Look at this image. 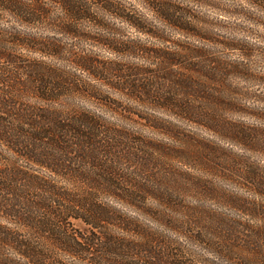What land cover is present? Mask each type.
Listing matches in <instances>:
<instances>
[{
    "label": "trees",
    "instance_id": "obj_1",
    "mask_svg": "<svg viewBox=\"0 0 264 264\" xmlns=\"http://www.w3.org/2000/svg\"><path fill=\"white\" fill-rule=\"evenodd\" d=\"M47 1L0 0V11L22 25L46 24L68 35L80 33L78 20L92 18L89 0H52L61 6L62 17L53 14ZM146 1L172 25L186 28L180 16L184 12L160 0ZM126 17L141 31L153 33L141 28L136 18ZM11 35L9 46L0 42V145L15 159L7 160L8 166L0 164V217L6 221L0 222V247L12 248L19 259H6L5 264H67L59 261L63 254L72 258L68 264H264V172L260 168L251 167L240 175L244 185L261 198H232L229 204L240 212L238 216L184 204L169 197L168 189L162 187L167 193L159 197L164 209L147 208L146 196H156L159 189L150 178V160L141 157L142 150L132 141V133L113 124L107 113L74 101L75 94L94 100L123 120H133L137 115L155 128L164 129L161 124L137 114L128 104L111 100L65 69L23 59L13 48L21 45L59 58L67 52L62 42H43L35 34L20 30ZM93 39L114 50L159 57L165 63L176 61L178 55L138 45L122 48L109 38ZM245 49L243 56L248 58L250 53ZM201 52L190 48L191 54ZM69 57L71 63L93 76L102 78L103 72L117 75L122 83L108 84L129 98L196 122L249 150L264 148L259 128L229 121L222 113L225 107L235 105L226 77L234 70L247 71L243 62L208 59L204 72L219 85H202L198 91L202 100L196 103L190 95L179 100L174 93L161 92L154 77L141 78L152 73L149 70L105 64L89 56ZM164 65L157 76L165 80ZM102 79L108 82L109 76ZM177 79L187 91L197 89L193 77ZM26 96H34L38 102L29 104L24 101ZM165 129L184 143L187 157L200 155L196 152L200 146L218 150V143L213 141L201 142L173 126ZM20 160L29 166L21 165ZM103 196L147 211L157 226L103 203ZM74 221H81L86 231L78 230Z\"/></svg>",
    "mask_w": 264,
    "mask_h": 264
},
{
    "label": "rangeland",
    "instance_id": "obj_2",
    "mask_svg": "<svg viewBox=\"0 0 264 264\" xmlns=\"http://www.w3.org/2000/svg\"><path fill=\"white\" fill-rule=\"evenodd\" d=\"M160 2L169 5L168 7H174L179 12H184L180 16L187 24L185 29L178 28L165 20L146 0H89L92 18L78 20L77 30L80 33L76 35L56 32V28L46 24L25 26L9 13L0 11V42L9 46L11 34L15 30L35 34L43 42H62L67 47V52L59 58L44 55L21 45H14L13 48L23 59L46 63L55 70L65 69L76 79L78 78L88 86H94L111 100L128 104L137 114L148 116L161 124L160 126L164 129L155 128L149 121L140 119L137 115L133 117V120H123L118 114L105 111L94 100L75 94L74 101L107 113V117L113 124L132 133V141L136 142V146L142 150L141 157L150 160L148 167L150 178L154 181L153 186H159L160 190L156 189V196H146L147 208L164 209L159 197L167 196V193L161 191L162 187L164 190L168 189L169 197L180 199L184 204L211 207L217 211L238 216L240 212L230 207L229 201L232 198H261L244 185L245 180L240 175L251 167H258L264 172V148L249 150L237 143L222 139L196 122L170 115L166 110L142 104L108 84L109 82L121 84L117 75L100 73L102 78L109 76L107 82L69 61V56L75 54L93 57L105 64L115 63L124 68L146 69L152 73L144 74L141 78L154 77L153 79L161 87V92L174 93L179 100L186 99L190 95V99L196 103L202 100L198 92L202 85L205 83H211V86L219 85L204 72L208 59L223 58L232 63L243 62L247 71L234 70V73L226 77V83L231 87L229 95L235 105L225 107L222 113L229 121L243 122L248 127L259 128L264 140V0H160ZM47 3L53 14L62 15L60 5L52 0H48ZM109 4H113L116 8ZM126 16L136 18L143 26L141 28L153 33L141 31L127 21ZM93 37L109 38L118 42L119 46H124L122 48L138 45L155 50H167L178 55L176 61L165 63L159 57L146 56L142 53L132 54L128 50H114ZM190 48L202 50V52L191 54ZM244 49L248 50L250 57L243 56ZM163 65L166 69V72H163V76L167 78L165 80L158 77L160 75L158 71L161 67L163 68ZM99 71L102 72V69ZM183 75L193 77L196 80L194 84L197 89L187 91L184 83L177 79ZM27 83H30L29 80ZM24 101L29 104L38 102L34 96H26ZM166 126L176 127L185 136H191L201 142L218 143V150L205 149L197 142L196 144L200 147L196 152L200 155L194 158L187 157V154L183 153L184 143L169 134L165 129ZM142 141L146 143L141 145L139 142ZM0 154L3 155L0 158V164L3 167L8 166L7 160L10 158L15 160L12 158L13 153L2 145H0ZM20 164L29 166L22 160ZM35 169L38 170L37 167ZM101 201L111 203L128 215L137 216L144 222L157 226L147 211L119 204L107 196H103ZM243 217L247 218V216ZM0 222L6 223L1 217ZM74 226L82 232L86 231V226L81 221H74ZM16 228L22 229L18 226ZM113 230L118 232L116 228ZM6 259L18 260L19 256L10 247L6 249L0 247V264H5ZM59 261L67 264L73 262L72 258L64 254Z\"/></svg>",
    "mask_w": 264,
    "mask_h": 264
}]
</instances>
